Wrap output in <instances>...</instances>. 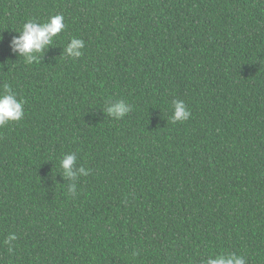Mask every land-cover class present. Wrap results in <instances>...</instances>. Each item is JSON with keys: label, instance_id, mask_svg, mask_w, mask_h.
Masks as SVG:
<instances>
[{"label": "trees", "instance_id": "16d2710c", "mask_svg": "<svg viewBox=\"0 0 264 264\" xmlns=\"http://www.w3.org/2000/svg\"><path fill=\"white\" fill-rule=\"evenodd\" d=\"M0 264H264V0H0Z\"/></svg>", "mask_w": 264, "mask_h": 264}]
</instances>
